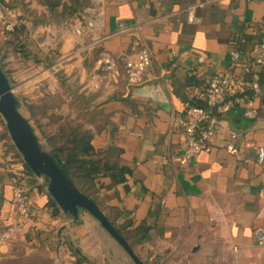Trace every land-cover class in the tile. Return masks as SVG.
Listing matches in <instances>:
<instances>
[{
  "label": "crops",
  "instance_id": "1",
  "mask_svg": "<svg viewBox=\"0 0 264 264\" xmlns=\"http://www.w3.org/2000/svg\"><path fill=\"white\" fill-rule=\"evenodd\" d=\"M57 1L4 0L24 23L17 34L0 35V68L20 104L45 106L54 89L63 87L78 94L93 147L106 148L111 160L129 169L117 184L101 178L104 215L116 224L130 221V228L146 225L134 251L150 264H264V249L253 237L255 226L264 224V159L257 161V148H264L263 98L253 99L255 119L244 117L241 107L223 114L210 151L183 165L177 162L182 134L170 125L186 105L202 104L199 91L224 70L229 51L239 50L241 63L251 60L264 37V0H59L48 8ZM70 5L71 11L62 10ZM99 7L101 29L74 36L82 15ZM141 46L151 64L129 86L123 60ZM105 54L116 61L115 79L96 68ZM257 76L264 90V65ZM21 88L32 95H18ZM68 109L57 101V117ZM230 130L240 133L234 154L225 149ZM14 172L20 173L32 216L11 246L0 247V261L28 254L39 263L75 264L78 252V264H130L88 212L80 210L75 221L64 213L45 181L5 154L1 140L0 230L16 217Z\"/></svg>",
  "mask_w": 264,
  "mask_h": 264
},
{
  "label": "built area",
  "instance_id": "2",
  "mask_svg": "<svg viewBox=\"0 0 264 264\" xmlns=\"http://www.w3.org/2000/svg\"><path fill=\"white\" fill-rule=\"evenodd\" d=\"M102 15L103 9L100 7L93 12L84 13L81 23L72 29L74 36L79 37L99 31L102 27ZM193 19L190 12L188 21L192 22ZM261 22L264 24V15ZM23 23L17 12L8 7L4 0H0V35L5 36ZM119 27L121 30H125L122 23L119 24ZM241 58L239 50L229 51L228 62L224 70L213 73L199 91L197 97L202 104L186 105L181 112L171 117L170 125L182 134V153L177 158L180 165L186 164L200 152L210 151L211 140L220 129V117L232 108L241 107L242 115L250 120L257 117V109L252 105V102L253 99L259 97L264 100V92L257 76L258 70L264 65V37L258 41L256 52L249 62L241 63ZM198 61L204 62V57L199 56ZM150 64L151 55L145 46H141L134 54L124 59L123 76L127 84L129 86L137 85L141 75ZM96 68L107 72L112 79H115L119 74L116 61L107 54L97 58ZM239 68L240 73L237 72ZM239 138V132L234 130L228 132L225 149L229 153H237ZM1 142L4 150V140ZM263 159L264 148L259 146L257 161L262 162ZM19 176L20 173L14 172L11 178V202L16 214L15 221L0 230V247L11 246L24 233L27 223L31 220V203ZM256 217L260 220L263 217L262 212L259 211ZM253 237L255 244L264 249V224L255 226Z\"/></svg>",
  "mask_w": 264,
  "mask_h": 264
},
{
  "label": "trees",
  "instance_id": "3",
  "mask_svg": "<svg viewBox=\"0 0 264 264\" xmlns=\"http://www.w3.org/2000/svg\"><path fill=\"white\" fill-rule=\"evenodd\" d=\"M5 4L10 7L6 2ZM58 5L59 0L53 4H49L48 8L53 9ZM66 8L71 11V5L66 7L63 6L62 10L64 11ZM22 27L23 25L20 24L19 26L15 27L13 31L7 33L6 35H15L22 30ZM20 51L22 50H17L19 53ZM262 91L264 92V90ZM77 102L79 103V101ZM19 105L20 102L18 101V108ZM78 106H81V104ZM78 106L73 108L74 111L77 110L78 113H80L81 110L77 108ZM24 107L28 111L29 116L26 117V114L22 112L21 113L27 118L33 132L40 140L42 137L36 132L30 120L32 119L35 121L37 117L36 114L39 115L40 110H42V114L39 116L43 115V112H45L43 108L46 109L47 107L45 105L42 106V108L39 105H30L28 103H25ZM51 115L54 116L53 114ZM0 127V140H4L5 154H9L14 161H20L31 173L26 164L23 162L20 154L11 143L1 118ZM52 135H57V137L54 136L56 138L55 140L49 138V136H44V146L50 151L57 164L73 183V185L99 207L98 195L100 193L99 190L102 187L101 178L108 177L110 179V184H117L125 180V174L129 169L125 166H119L114 160H111L112 154L106 150V148H94L91 144L93 134L89 129L85 128V125L80 122H77V124L70 127H59L57 124V132L53 133ZM106 218L108 220L110 219L109 222L113 228L133 250H135L136 245L144 241L147 230L146 225L139 223L134 227L131 226L130 228V224L128 223L130 221L116 224L110 217L106 216ZM74 253L76 256L75 264H78V260L81 256L78 254V252ZM141 260L143 261V264H150L147 259L141 258Z\"/></svg>",
  "mask_w": 264,
  "mask_h": 264
},
{
  "label": "water",
  "instance_id": "4",
  "mask_svg": "<svg viewBox=\"0 0 264 264\" xmlns=\"http://www.w3.org/2000/svg\"><path fill=\"white\" fill-rule=\"evenodd\" d=\"M0 117L6 133L31 173L46 183V190L57 206L75 221L80 210L88 212L125 252L132 264H143L139 255L117 233L102 210L81 193L64 174L50 151L37 138L27 118L18 108L12 86L0 68Z\"/></svg>",
  "mask_w": 264,
  "mask_h": 264
},
{
  "label": "rangeland",
  "instance_id": "5",
  "mask_svg": "<svg viewBox=\"0 0 264 264\" xmlns=\"http://www.w3.org/2000/svg\"><path fill=\"white\" fill-rule=\"evenodd\" d=\"M57 73H60V71H58ZM54 90H55L54 93L46 98V99H48V103L46 104V107L49 110L51 109L52 112H50L48 115L45 114V112H43V115L39 116L40 114H42L41 113L42 110H40V114L39 115L36 114L37 117H36L35 121L32 119L30 120L32 125L34 126L36 132L39 134V136L42 137L40 139V141L42 143H44V136L45 137L49 136V138H52L54 140L56 139L54 136L57 137V135L53 136L52 134L57 132V124L59 127H61V126L70 127V126L77 124V122H80L83 125H85L86 113H84L83 111L78 113L77 110L74 111L72 109V107L80 105V103L77 102L78 101V94L73 95V93L71 92L73 89L70 90L69 87H67V88L63 87V88H61V90L59 92H57V89H54ZM16 91H17L18 95H24V96L25 95H27V96L32 95L30 92L27 93V91L25 89H22V88L18 89ZM31 91H33V90H31ZM59 100L68 104V107H69L67 112L64 111L63 117H57V101H59ZM23 105L25 106V104L19 105V110L22 113L26 114V111H25L26 109ZM51 114H53L54 116H52ZM3 126H4V123H3ZM0 264H44V263H39V260H37V259H30L29 255L27 254L24 256L17 257L15 259V261L12 263L8 262L7 260H2V261H0ZM130 264H132L131 260H130Z\"/></svg>",
  "mask_w": 264,
  "mask_h": 264
}]
</instances>
